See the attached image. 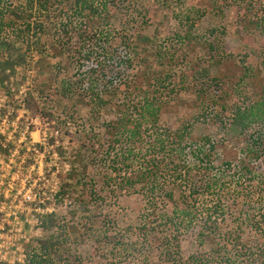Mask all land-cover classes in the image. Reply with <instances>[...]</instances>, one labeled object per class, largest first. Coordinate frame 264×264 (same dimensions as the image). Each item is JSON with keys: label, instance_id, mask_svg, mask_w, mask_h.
Masks as SVG:
<instances>
[{"label": "trees", "instance_id": "1", "mask_svg": "<svg viewBox=\"0 0 264 264\" xmlns=\"http://www.w3.org/2000/svg\"><path fill=\"white\" fill-rule=\"evenodd\" d=\"M4 1L9 0H0V4ZM160 1L166 5L170 0ZM217 3L197 1L201 14L190 16L191 23L185 21L184 28L189 30L172 38L173 48L153 36L124 32L105 42L99 38L102 54L89 47L97 29L116 21L137 23L141 12L136 0H29L24 6L6 4L7 22L5 14H0V31L7 26L16 35L10 40L6 36L0 43L10 48L14 43L22 45L15 62L4 57L0 61L1 79L9 80L5 71L13 70L14 63L25 70L29 63L25 56L32 50L37 53L39 71L54 78L60 64L56 61L67 54L92 61L94 66L82 69V77L74 82L69 77L58 81L55 97L87 105L86 123L89 121L90 125L97 123L102 110L115 111V121L104 127L107 145L98 150L109 154L119 144L128 151H124L129 153L125 160L124 156L120 161L109 160L115 175L133 162L131 151L145 150L143 167L119 181V191L139 185L146 192L143 224L135 230L127 228L133 236L144 238L140 244L120 248L122 255H115L122 259L144 253L157 244L158 264H264V225L256 218L255 210L250 209L252 197L242 190L246 186L254 192L253 187L261 185L264 193V169H259L264 160V17H252L253 28L250 23L245 26L262 36L260 47L250 53L241 48L231 57L223 51L225 34L230 29L236 37L243 35L224 19L230 5ZM74 37L79 41L76 47L70 46ZM128 48L134 51L139 80L121 79L117 71L129 58L115 60L114 53ZM37 91L41 93L40 88ZM120 93L124 99L117 100ZM168 111L180 114L179 125L172 133L158 128L161 114ZM197 124L216 129L233 145L214 140L209 132L193 133ZM148 131L151 134L146 136ZM90 133L88 137L93 140L97 134L93 128ZM79 147L86 151L75 155L78 169L71 165L56 192L60 199H70L71 216L69 220L54 212L42 216V228L53 227V235L27 245L29 264H85L86 254H71L76 245L70 238L72 231L90 241L93 249L102 248L98 264H118L103 251L121 245L123 237L118 238L112 231H95L106 221L113 224V220L101 218L102 205L98 202L104 200L96 192L94 181L86 176L88 167L95 164V156L90 155L87 146ZM105 175V181L111 179V174ZM161 177L165 178L159 184ZM161 184L165 186L159 188L160 192L157 187ZM76 192L79 195L73 197ZM203 195L208 202L197 207L195 202ZM198 217L202 222L195 230L196 239L200 245L210 244L208 254L193 252L182 256V231L191 229L189 226Z\"/></svg>", "mask_w": 264, "mask_h": 264}, {"label": "rangeland", "instance_id": "2", "mask_svg": "<svg viewBox=\"0 0 264 264\" xmlns=\"http://www.w3.org/2000/svg\"><path fill=\"white\" fill-rule=\"evenodd\" d=\"M27 1L29 0H9L8 2L4 1L1 3L0 14H2V12L5 14L4 21L7 22L6 18L8 17V13L5 11L7 6L6 4L17 3L21 6H24ZM197 1L198 0H170L166 3V5H163L160 0H136V2H138V12H141V15L138 14L137 16V23L133 24L129 22L124 23L121 21H116L114 24H109L108 26L101 25V27H99V29L96 31V37L90 41L89 47L94 48V50L100 54L101 48L99 47L102 43H99V40H101V42H105V40L109 39L110 37L117 36L119 33L125 34L124 32H126L129 35L142 33L148 37L153 36L168 45L169 49L173 48V45L175 44L173 39L177 38L178 34H180L179 32L181 31V34H183L184 31L189 30L188 28H184V25L186 24L185 21H189L190 16L195 18L197 15L201 14V10L197 9ZM208 1L209 4L212 2H214V4L216 2H218L217 4H221V2L229 4V11L224 19L228 26L231 28H237L238 34L240 33L243 35V37L240 38L236 37L231 34L230 29L229 32L225 34L222 46L223 51L228 54V56L234 57L240 52V50H242L241 48H244L242 51L250 53L253 51L255 52V49L260 47L259 42L263 40L262 36H259L256 30L252 31L246 29L248 26H245L246 24L250 23V27L253 28L251 23L254 22V19L264 17V0ZM152 13H155L154 17L151 16ZM252 17H254V19H252ZM1 30L3 31H0V39H3L6 36L9 40L13 37H16L14 33L15 30L7 26L2 27ZM97 40L98 42L95 43ZM77 43H79V41L74 37L71 40L70 46L76 47L79 45ZM107 43L109 46L110 41ZM14 44L15 45L10 48L6 46V44L0 43V61L3 57L14 62L17 60L16 56L19 55L18 51L21 49L22 45L21 43ZM113 47L115 48V45ZM121 51L122 52H118L117 54L113 52L115 55L113 58L115 60L121 58L127 61V58H129V61H127L126 65L124 64L123 66H120V68L117 67V71L119 70L121 74V79L126 77H135L136 79L139 78L137 77L138 64L135 59L133 49L128 48L126 50L122 49ZM25 58L27 63L29 62L25 67V70L20 68L18 64L14 63L13 70L15 71L10 69L5 71L6 74L10 75L9 80H4L0 77V97H7V101L4 106L1 107V109L3 111L8 108L15 111L25 110V116L21 118L19 125L21 126L25 124L26 121L28 123L29 133H35L34 136L36 139L40 137V140H42L43 135H45L47 138L46 147L42 153V180L36 182L37 186L41 188V191L45 192L46 197L50 196V199L45 200V206L47 208H53L54 213L64 216V218L69 220L71 216L69 213L72 205L71 201L67 198L60 199L56 196V192L59 189L60 179L68 174L71 165H73L75 169H78V162L75 158V155H77L78 152L85 153L86 151L83 147H79V145L83 144L84 146H87L89 149H91L90 155L95 156V164L88 167L86 170V176L94 181L96 192L104 200V202H98V204L101 203L102 205L101 209L99 210V212L101 211V218L103 219L105 218L104 216H106V218L113 220V224L111 221H106L107 223L105 222L95 231H112L117 234L116 236L118 238L123 237V242L121 245L118 244L112 251L103 252H107L109 260L112 259L113 262H117L118 264L119 262H121V264H158L159 250L157 244H154L155 246L149 248L148 251L140 254L138 253L134 257L129 256L125 259H122V257L120 258V256L115 255L119 252V254L122 255L124 252L122 249H120L122 247H126L127 245L132 247L134 243L140 244L142 241L141 237L144 236H133V234L127 228H132L135 230L143 224V216L146 212L145 189L139 185H134L128 188L120 189L119 191V181L123 176L128 175L129 173H134L143 167L145 162V150L136 148L131 151L134 158L133 162H131L128 167L116 172L115 175L114 171H112L109 167V160L117 158L115 160L120 161L122 156H124L123 159L125 160V158L128 157V151L121 148V146L118 144L116 145L115 150H110L109 154L106 152L103 153L104 151H100V153H98L99 149L102 150V146L105 148L107 145L108 137L104 133V127L109 122L115 121V111L111 108L102 110L98 116L97 123L90 125L89 121L86 123V120H89V108L87 105L77 103L76 100L55 97L54 95V92H56V83L58 81L65 79V77H69L70 80H73L74 82L75 79L82 77V69L88 70L94 66L92 61L81 60L79 57L74 55V53L67 54V56L65 55V57L61 58L59 61H56L60 62V64L59 70L57 71L54 78L50 74H42L41 71H39V67L36 63L37 53L35 50L27 53ZM114 59L110 62L111 64H113ZM204 63L207 62L204 61ZM1 70L2 69L0 67V74L3 72V70ZM115 76L116 74L113 75L114 78ZM39 88L41 93H38L37 91ZM120 98L124 99L123 93H120L117 100H120ZM178 116H180V114L169 111L162 113L159 120L160 127L158 128L162 131L165 130L168 133H172L179 125ZM91 128H93L94 133L97 134L93 140L89 139L88 137L91 134ZM159 129L158 132H160ZM215 130L208 129L203 124H197L193 128V133L203 135L206 132H209L210 137H212L214 140H224L223 142L228 143V145H233L232 143L229 144L227 138L223 136L221 132L218 133L215 132ZM149 134H151V131H148L146 136ZM124 151L127 152L125 153ZM3 153L7 155V150H3ZM123 153L125 154L123 155ZM86 156V158H90L87 154ZM28 165L29 164L26 166L27 170H29ZM259 169H264V160L260 164ZM76 172H78L80 178H84L82 177V173L80 171ZM29 173L31 174L30 183H32L33 179L36 178V175L33 170ZM108 173L111 174V179H106L105 181V174ZM162 178L165 177L160 178L159 184L163 182ZM84 179L87 180V178ZM17 183H19V181H17ZM239 185L240 183L237 184V186ZM164 186V184H161L157 188H163ZM178 187L179 185L177 186V189L179 190ZM184 188L185 187H183V189ZM110 190H114L116 192L111 193ZM242 190L244 191V194H250L252 197L253 200L251 201L250 209L255 210L254 214L256 218L260 219L264 225V193H262V186H254V192H252L251 189H247L246 186H242ZM52 193L53 198L51 197ZM76 195H79L78 192L74 193L73 197ZM206 198L208 197L204 195L198 198L195 202L197 207L201 206L200 208H202L203 202L205 204L208 202ZM158 203L160 205V199H158ZM199 211H201V209H199ZM232 214L239 217L237 211H235V213L233 211ZM42 216L45 217L46 214L41 215V219ZM148 217L149 216H147V218ZM228 220L230 219L228 218ZM201 222L202 220L198 217L197 219L193 220V225L189 226L191 229L188 231H182V256H187L193 252H201L205 255L208 254L210 244L206 243L204 245H200L196 239L195 230L198 228ZM184 229H186V227ZM41 232L42 234L40 239L44 238L45 236L53 235V227L51 229L42 228ZM70 238L74 239L76 242V245H74L75 249L71 251V254H74L78 257L86 254V257L83 260L85 264H98L101 261L98 257V253L102 248L99 251L93 249L94 247L92 246L94 245L90 241L85 240L83 237L80 238L78 232L72 231L70 233ZM38 240L36 239L35 241Z\"/></svg>", "mask_w": 264, "mask_h": 264}, {"label": "built area", "instance_id": "3", "mask_svg": "<svg viewBox=\"0 0 264 264\" xmlns=\"http://www.w3.org/2000/svg\"><path fill=\"white\" fill-rule=\"evenodd\" d=\"M6 101V96L0 97V264H29L27 245L41 237V215L53 213V208L45 206L50 196L46 197L36 184L42 180L47 138L43 135L42 140L36 139L26 121L19 125L25 110L3 111ZM32 170L36 178L30 183Z\"/></svg>", "mask_w": 264, "mask_h": 264}]
</instances>
